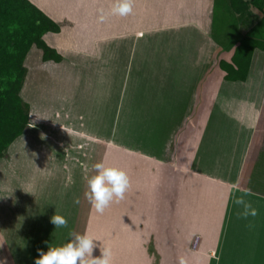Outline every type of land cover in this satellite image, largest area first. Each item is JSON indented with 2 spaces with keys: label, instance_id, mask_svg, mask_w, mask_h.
<instances>
[{
  "label": "crops",
  "instance_id": "obj_1",
  "mask_svg": "<svg viewBox=\"0 0 264 264\" xmlns=\"http://www.w3.org/2000/svg\"><path fill=\"white\" fill-rule=\"evenodd\" d=\"M29 1L61 26L60 33H47L44 40L62 55V62H44L42 51H37L42 67L58 73L61 81H75L80 72L96 69L102 74L97 79L108 80L110 84L112 66L126 60L123 87L129 86L134 67L138 68L140 78L146 73V80L150 70L149 74L161 89L174 88L181 102L188 100L187 114L203 100L209 116L218 114L223 118L213 129L207 128L211 121L191 126L185 148L182 147L178 158L173 154L168 163L177 169L162 184L163 194L169 196L164 201L171 198L168 204L171 208L163 209L157 215V222L162 234L164 231L171 234L166 243L161 236V245L157 247H171L173 251L167 257L162 250L159 264H180L181 257L177 263L179 251H175L178 245L189 256L183 259L184 264H264V100L257 97L258 83L254 81L260 71L258 60L264 51H255L246 82L224 79L225 73L214 58L219 52V45L212 37L214 0H169L171 6L161 9V13L151 11L147 0H134L132 13L124 17L111 14L116 0ZM101 15L106 17L104 22L100 21ZM36 48L32 47L25 60L27 76L20 93L30 105L29 127L8 149L7 154L14 156L4 165L5 170L17 161L24 160L17 164L16 170L24 168L26 161L31 162L34 151L31 136L39 128L37 122L49 121L25 96L26 84L36 68L35 64L28 66V58ZM89 61L96 68L90 67ZM202 87L203 91L198 94L197 89ZM227 87L241 92L223 94ZM207 137L210 144H206ZM172 147L169 145L170 153L174 150ZM6 173L10 175L6 171L0 176V208L5 204L11 209L15 189L3 184L8 180ZM212 190L216 196L209 204L214 197ZM186 191L189 198L185 196ZM195 193L202 196L200 203L195 197L200 217L194 221L196 228L185 227L180 236L177 234L179 213L187 210L188 201ZM239 197L250 203L258 214L244 218L243 205L234 203ZM208 229L211 233H207ZM192 242L195 248L189 251Z\"/></svg>",
  "mask_w": 264,
  "mask_h": 264
},
{
  "label": "rangeland",
  "instance_id": "obj_2",
  "mask_svg": "<svg viewBox=\"0 0 264 264\" xmlns=\"http://www.w3.org/2000/svg\"><path fill=\"white\" fill-rule=\"evenodd\" d=\"M169 2L147 0V7L161 13V9L171 6ZM252 15L254 21L263 17L257 10H253ZM246 32L242 29L243 35ZM37 51L40 52L36 48L28 58V66L35 64L36 68L26 84L25 96L49 121L37 122L39 128L31 136L34 144L31 162L26 161L24 168L15 169L24 161L21 160L9 170L3 169L13 159V154H7L0 161V176L6 171L10 173H6L8 180L3 184L15 189L10 200L14 205L9 203L12 208L5 204L0 208V264H34L39 258L38 250L47 252L49 247L65 245L70 240V231L87 233L95 241L94 257L101 256V247L110 249L112 264H159L162 250L167 257L173 251L171 247H157L161 245V236L166 243L171 234L168 231L162 234L157 222V215L171 208L168 205L171 198L164 201V197L169 196L163 194L162 184L177 169L168 163L173 154L178 158L182 147L185 148L191 126L211 121L207 128L213 129L223 118L218 114L209 116L203 100L187 114L188 100L181 102L174 88L161 89L149 74L150 70L146 80V73L142 79L138 68L134 67L129 86L123 87L126 60L119 66L114 63L110 84L108 80L97 79L102 74L96 69L80 72L81 76L75 81L64 82L58 73H50L42 67ZM231 55L224 53L216 62L220 58L230 61ZM261 57L257 62L260 71L254 81L258 83L255 86L257 97L264 100V56ZM89 62L90 67L96 68L95 63ZM203 89L198 88V94ZM238 91L227 87L223 94H240ZM205 139L206 144L211 143L208 137ZM169 145L174 149L171 153ZM100 162L123 170L130 179L125 199L111 203L103 214L97 213L85 196L86 177L96 174L94 165ZM212 193L214 197L209 204L215 200L216 193ZM195 195L187 204V210L191 211L184 209L179 213V235L185 232V227H195L194 221L200 217L197 204L202 196ZM185 196L189 198L187 191ZM75 198L80 200L78 205L73 202ZM55 214L68 220L67 228H55L51 223ZM207 231L211 233L210 229ZM192 243L189 251L195 248ZM178 247L175 248L179 251L177 263L180 257L181 260L189 257L183 246Z\"/></svg>",
  "mask_w": 264,
  "mask_h": 264
},
{
  "label": "trees",
  "instance_id": "obj_3",
  "mask_svg": "<svg viewBox=\"0 0 264 264\" xmlns=\"http://www.w3.org/2000/svg\"><path fill=\"white\" fill-rule=\"evenodd\" d=\"M263 14L254 21L252 12ZM242 29L247 32L243 35ZM59 23L29 0H0V158L28 129L30 105L20 93L27 76L25 60L33 46L44 62L61 63L63 57L44 40L58 34ZM212 37L219 45L218 67L228 82H246L253 55L264 51V0H214Z\"/></svg>",
  "mask_w": 264,
  "mask_h": 264
},
{
  "label": "clouds",
  "instance_id": "obj_4",
  "mask_svg": "<svg viewBox=\"0 0 264 264\" xmlns=\"http://www.w3.org/2000/svg\"><path fill=\"white\" fill-rule=\"evenodd\" d=\"M133 3L134 0H116L111 14L121 17L128 16L133 11ZM105 19L104 15L100 16L101 22H104ZM94 170L95 175L86 177L88 191L85 196L92 208L97 213L103 214L111 203L125 199V194L130 187V179L123 170L107 167L104 162L95 164ZM71 182L69 176L68 184ZM73 202L78 205L80 200L75 198ZM234 203L243 205L244 211L241 215L244 218L249 215L254 217L258 214L250 203H245L243 197L237 198ZM51 223L55 225L56 229L68 227V220L58 214L51 217ZM69 236V242L63 246L49 247L47 252L38 250L39 258L35 260L34 264H112V253L108 248L101 247V256H93L97 244L87 233L81 235L70 231ZM181 264H184L183 260H181Z\"/></svg>",
  "mask_w": 264,
  "mask_h": 264
}]
</instances>
